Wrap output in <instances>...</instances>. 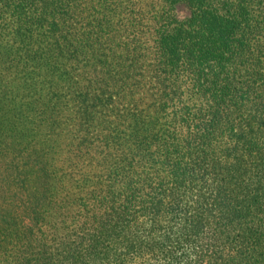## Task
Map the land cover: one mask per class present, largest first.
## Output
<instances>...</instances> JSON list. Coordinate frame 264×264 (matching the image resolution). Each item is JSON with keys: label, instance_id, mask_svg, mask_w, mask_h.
Here are the masks:
<instances>
[{"label": "trees", "instance_id": "1", "mask_svg": "<svg viewBox=\"0 0 264 264\" xmlns=\"http://www.w3.org/2000/svg\"><path fill=\"white\" fill-rule=\"evenodd\" d=\"M262 250L264 0H0V264Z\"/></svg>", "mask_w": 264, "mask_h": 264}, {"label": "rangeland", "instance_id": "2", "mask_svg": "<svg viewBox=\"0 0 264 264\" xmlns=\"http://www.w3.org/2000/svg\"><path fill=\"white\" fill-rule=\"evenodd\" d=\"M174 14L177 15L178 17H187L190 15V9H189V6L187 4V2H182L179 6H178V9H176V11H174ZM140 233L143 235L145 233V230L143 228H140L139 229ZM119 249L122 247V243L119 244ZM210 252V251H209ZM212 252H210L211 254ZM209 253L208 255H206V259H205V262L203 263H198V264H211L212 262H210V257L211 256ZM223 254V253H222ZM212 255H214V252L212 253ZM255 255L256 257L250 261L251 263L250 264H264V250L262 251H257L255 252ZM226 256H228V254H226ZM213 258V257H212ZM211 258V259H212ZM193 260V259H192ZM192 260H190V263H186V264H195ZM222 259H218L216 260V263L217 264H221L220 261ZM158 261V260H157ZM214 261V259H213ZM123 262L122 260L119 261V263ZM193 262V263H192ZM158 263V262H157ZM127 264H147L145 262V260L140 257V256H137L136 258H133L130 260V258L128 259V262ZM151 264H154L153 261ZM183 264V263H182Z\"/></svg>", "mask_w": 264, "mask_h": 264}]
</instances>
